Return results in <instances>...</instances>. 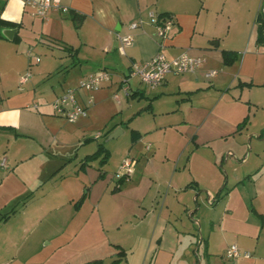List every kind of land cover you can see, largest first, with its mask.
Instances as JSON below:
<instances>
[{
  "label": "crops",
  "instance_id": "obj_1",
  "mask_svg": "<svg viewBox=\"0 0 264 264\" xmlns=\"http://www.w3.org/2000/svg\"><path fill=\"white\" fill-rule=\"evenodd\" d=\"M262 5L52 0L39 15L32 0H0V18L19 25L7 28L19 43L0 37V160L6 164L0 167V264H107L119 248L125 252L119 264H264V44L256 43ZM71 10L84 15L78 28ZM152 13L174 19L162 39ZM127 35L132 41L120 50ZM223 51L237 52L235 62L224 64ZM159 52L167 59L186 52L199 64L154 87L136 76L123 80L133 62ZM69 54L76 65L58 79L68 84L40 85ZM31 64L29 80L19 84ZM100 69L111 78L77 96L86 116L69 122L57 114L56 96ZM116 105H123L120 112ZM246 115L249 123L238 130ZM116 128L138 138L122 150L116 172L125 157L135 160L133 171L113 191L116 172L106 164L80 166L96 151L89 134L98 140ZM220 190L222 209L213 207L204 218L201 200L212 203ZM197 226L206 239L196 235ZM231 244L250 256L228 258Z\"/></svg>",
  "mask_w": 264,
  "mask_h": 264
},
{
  "label": "built area",
  "instance_id": "obj_2",
  "mask_svg": "<svg viewBox=\"0 0 264 264\" xmlns=\"http://www.w3.org/2000/svg\"><path fill=\"white\" fill-rule=\"evenodd\" d=\"M27 1V0H26ZM30 1V0H28ZM37 4L39 15H44L46 10L52 5V0H32ZM260 12L264 13V5L261 6ZM152 24L155 26L156 34L160 39L166 37L170 28L174 25V19L168 14L152 13L150 16ZM137 23L131 24L132 28H136ZM132 37L130 35L120 37V47L123 49L125 45L130 44ZM162 46V44H161ZM199 64V59L190 56L186 52L181 53L173 59H167L161 52L157 53L150 60L144 62H133L130 66L128 77L136 76L139 80L150 87L159 85L167 74H184L193 72ZM30 71L25 72L19 78V83L23 84L30 78ZM111 78V72L106 69H100L96 72L83 77L77 86L70 87L64 92L56 96L52 102V107L55 112L62 115L69 122H74L78 118L86 116V107L78 103V94L80 91H94L102 87L104 81ZM127 78H124L125 81ZM5 160H0V167H5ZM135 166V160L130 157H125L121 162L120 170L115 173L116 178L121 176H129ZM230 259L236 258L239 255L249 257L248 251L240 252L236 244H231L225 252Z\"/></svg>",
  "mask_w": 264,
  "mask_h": 264
},
{
  "label": "rangeland",
  "instance_id": "obj_3",
  "mask_svg": "<svg viewBox=\"0 0 264 264\" xmlns=\"http://www.w3.org/2000/svg\"><path fill=\"white\" fill-rule=\"evenodd\" d=\"M13 42V41H12ZM17 43H19V41L18 42H14V44H17ZM264 44V43H263ZM236 54H237V52H235ZM38 56H40V57H42L43 56V54L42 53H38ZM11 58H9V60H10ZM64 62H63V64L61 63L55 70H54V72H51V74H49V76H45L44 77V80L40 83V85H46L47 87H49L50 88V85L52 84L53 85V87H54V90H60L61 89V87H64V85L67 83L68 84V82H59L58 81V79H60L62 76H64L66 73H67V69H70V68H73L76 64V58L73 56V55H71V54H69L68 56H66V58H65V56H64ZM30 66V65H29ZM28 66V68H29V70L28 71H31L32 72V67H33V64H31V66L29 67ZM6 67H7V69L9 70L10 69V66H8V64L6 65ZM24 74V73H23ZM76 77H77V72H73V73H71V75H70V78H69V80H73V79H76ZM106 81H104L103 83H102V86L104 85V83H105ZM71 83V82H70ZM243 84H246V83H251V82H242ZM20 84V83H19ZM18 83H17V85H19ZM20 86V85H19ZM22 86V85H21ZM245 87H249L247 84L246 85H244ZM251 86H254L253 84H251ZM255 89L254 90H260L261 88H263V87H254ZM262 90V89H261ZM50 91H52L51 89H50ZM96 90H94V91H91V92H88V91H85V92H87V93H92V92H95ZM123 94L121 93V96H122ZM112 102H113V100H111ZM125 102V101H124ZM124 102H123V104H124ZM138 102V101H137ZM139 103H141L142 105H146L147 103L149 104V101H147V102H145V101H141V102H139ZM135 104H136V102H135ZM111 107H112V105H111ZM116 108H117V111H115V113L116 112H120V109H122L123 108V105L122 106H117L116 105ZM246 118H247V123H246V125L249 123V115H246L245 116ZM244 119V118H243ZM262 119H264L263 117H262ZM117 120V119H116ZM119 121V120H118ZM123 125L124 126H126V123H123ZM245 127V126H244ZM96 130V128H92V129H90L89 130V133H91V131H95ZM107 131V128H105V129H103V133H105ZM129 132L128 133H124V134H118L116 137H113V138H109L108 139V135L110 134H107L106 135V137L104 136V135H102L101 136V138L100 139H98V140H95L94 139V137H93V135H91V134H89L90 136H92V139L91 140H93V142H95V146H96V149H97V147H98V144H103V146L104 145H106V149L107 150H110L111 151V157H110V159H109V157H108V159H107V162L104 164L106 167H104V169H106L108 172H116L117 170H118V160H119V158H120V154H121V152H122V150L123 149H125V147L127 148V150H129V148H130V146H131V144H132V140H131V131H130V129L128 130ZM107 138V139H106ZM247 141V140H246ZM264 142V141H263ZM247 143H248V141H247ZM249 146V145H248ZM92 153V152H91ZM103 154V153H102ZM109 156H110V153H109ZM103 157V155H100L97 159H95V160H97V162L96 163H98L99 164V166L100 167H103L104 165H100V161H101V158ZM98 164H96V165H98ZM220 165V164H219ZM222 169H224L223 167H222ZM114 173H113V175H114ZM221 199H219V200H214L212 203H210L209 202V200L205 197L204 198V200L202 199L201 200V207H200V209H199V211L201 212V215L204 217V218H206V219H208L209 217H210V215L212 214V211H213V207H217V209L216 210H219V209H222V207H223V202L222 201H220ZM218 201V202H217ZM215 203V204H214ZM214 204V205H213ZM184 215H186V214H184ZM186 217H187V215H186ZM189 219V218H188ZM207 232L205 231V228H203V230L201 231V229L197 226L196 227V235L197 236H199V237H202V236H204V238L206 239V237H207ZM197 246V245H196ZM202 251V248L201 249H199V252H201ZM193 254V256L195 257V258H198V255L195 253V252H193L192 253ZM197 255V256H196ZM200 258V257H199ZM219 258H221L220 256H219ZM224 262H227V260L226 259H222ZM181 264H187V263H185V261L184 262H182ZM202 264H207L206 263V261H205V259H203V262H202ZM214 264V263H213ZM216 264V263H215Z\"/></svg>",
  "mask_w": 264,
  "mask_h": 264
},
{
  "label": "trees",
  "instance_id": "obj_4",
  "mask_svg": "<svg viewBox=\"0 0 264 264\" xmlns=\"http://www.w3.org/2000/svg\"><path fill=\"white\" fill-rule=\"evenodd\" d=\"M70 18H71L74 26L76 28H78L79 25L81 24V22L84 19V15L83 14H80V13L74 11V10H71L70 11ZM256 22H257V37H256V43L257 44H263L264 43V33H263V30H264V13H261L260 11L258 12L257 17H256ZM18 27H19L18 24L0 18V37H5L4 34L2 33V30L3 29H7V28L18 29ZM7 39H9V38H7ZM9 40H11L13 42H18L19 41L18 34L15 33L13 35V37L11 39H9ZM236 59H237V54L235 52L223 51V62H224V64L231 65L232 63L235 62ZM125 78H128V75L125 76ZM246 84L248 86H251V83H246ZM246 84H243L242 82L239 83V85L241 87L244 86V85H246ZM130 96L133 97L135 95H134V93L133 94L131 93ZM246 123H247V118L244 117V119L242 120V122L238 125V130L242 129L246 125ZM137 135L138 134L135 131H133V130L131 131V140H132V142H135L136 141V139L138 138ZM100 155H103V157L101 158V161H100V165L102 166V165H104L107 162V159L109 157L108 150L105 149L102 144H98V147H97L96 151L94 153H92L90 155H87L85 157V162H83L81 164L80 168H84L85 164L88 161L95 160ZM103 175H104V172H101L100 173V176H103ZM125 177L126 176H121V177H119V178L116 179L115 186L112 189L113 191H117L118 190L119 185L124 181ZM223 188H225V183L223 185ZM86 195H87V192H84L82 194V196L78 199V201L75 203V207L76 208H78L80 206V204L85 199ZM222 196H223V194H221V190H220L216 194V196H215L216 199L215 200L221 199ZM124 255H125L124 250L122 248H119L117 257L115 259H113L111 262L107 263V264H119V262L124 257ZM89 264H104V263L101 260L96 259V260L91 261Z\"/></svg>",
  "mask_w": 264,
  "mask_h": 264
},
{
  "label": "water",
  "instance_id": "obj_5",
  "mask_svg": "<svg viewBox=\"0 0 264 264\" xmlns=\"http://www.w3.org/2000/svg\"><path fill=\"white\" fill-rule=\"evenodd\" d=\"M2 33L4 34V36H5L6 38L11 39L12 36H13V34L15 33V30H14V29H3V30H2ZM263 33H264V30H263ZM119 133H121V129L116 128L114 131H112V132L108 135V139H109V138L116 137Z\"/></svg>",
  "mask_w": 264,
  "mask_h": 264
}]
</instances>
